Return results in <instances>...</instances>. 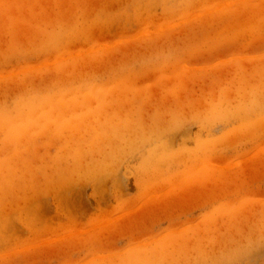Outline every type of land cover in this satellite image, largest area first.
I'll return each mask as SVG.
<instances>
[{
  "label": "rangeland",
  "instance_id": "obj_1",
  "mask_svg": "<svg viewBox=\"0 0 264 264\" xmlns=\"http://www.w3.org/2000/svg\"><path fill=\"white\" fill-rule=\"evenodd\" d=\"M0 264H264V0H0Z\"/></svg>",
  "mask_w": 264,
  "mask_h": 264
}]
</instances>
